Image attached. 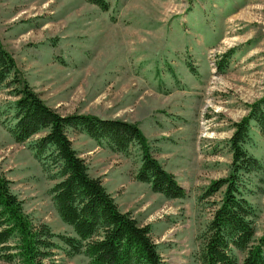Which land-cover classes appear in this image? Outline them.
<instances>
[{
    "label": "rangeland",
    "instance_id": "374dc122",
    "mask_svg": "<svg viewBox=\"0 0 264 264\" xmlns=\"http://www.w3.org/2000/svg\"><path fill=\"white\" fill-rule=\"evenodd\" d=\"M106 1L102 11L86 0H0V41L19 75L59 113L139 126L184 198L167 199L134 179L141 163L135 145L120 153L76 131L69 138L120 210L150 226L164 264H203V234L221 193L200 196L229 173L232 124L254 103L264 113V0ZM14 100L0 86V173L34 224L71 235L51 200L56 180L31 148L41 134L16 143L7 131ZM243 147L256 160L239 177L256 241L264 230V135L257 122ZM55 241L46 264H87ZM234 254L240 262L243 254Z\"/></svg>",
    "mask_w": 264,
    "mask_h": 264
},
{
    "label": "trees",
    "instance_id": "16d2710c",
    "mask_svg": "<svg viewBox=\"0 0 264 264\" xmlns=\"http://www.w3.org/2000/svg\"><path fill=\"white\" fill-rule=\"evenodd\" d=\"M86 1L102 11L109 8L106 0ZM229 57L225 55L224 63ZM222 65L225 64L220 61ZM0 86L15 97L11 125L7 127L14 142L24 143L41 134L31 148L35 158L51 171L52 180H56L50 189L51 200L60 220L72 231L71 235L55 234L46 224H34L12 192L11 181L0 173V259L8 263L46 264L58 247L57 239L65 252L83 255L87 264H164L150 226L138 224L129 212L120 210L102 181L89 175L85 161L69 138V132L76 131L120 153L135 145L141 163L134 179L167 199L184 198V188L153 156L139 126L93 114L59 113L19 75L1 41ZM259 104H252L248 115L232 124L228 175L212 180L200 196L203 200L221 193L203 234V264H264V230L254 241L249 219L252 209L240 194L239 182L240 172L256 163L243 147L250 122H257L264 135V113ZM236 251L243 254L240 262Z\"/></svg>",
    "mask_w": 264,
    "mask_h": 264
},
{
    "label": "built area",
    "instance_id": "2783aa9c",
    "mask_svg": "<svg viewBox=\"0 0 264 264\" xmlns=\"http://www.w3.org/2000/svg\"><path fill=\"white\" fill-rule=\"evenodd\" d=\"M262 27H263V30H264V25H262Z\"/></svg>",
    "mask_w": 264,
    "mask_h": 264
}]
</instances>
